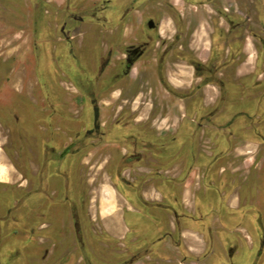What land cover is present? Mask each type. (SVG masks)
<instances>
[{
  "label": "rangeland",
  "instance_id": "1",
  "mask_svg": "<svg viewBox=\"0 0 264 264\" xmlns=\"http://www.w3.org/2000/svg\"><path fill=\"white\" fill-rule=\"evenodd\" d=\"M261 1L260 9L264 8V0ZM253 3L254 0H0V101L5 104L12 97V88L19 85L15 98L21 105L19 110L17 107L20 121L16 125L20 132L12 119L4 117V125L0 128V155L6 162L11 160L25 177H32L37 173L38 161L42 157L39 149L33 148L30 137L38 139L54 133V148L48 153L46 149L43 157V162L50 163L51 168L40 170V174L46 172L50 175L51 181L46 182L48 186L45 189L56 195L63 189L60 177L69 179L68 196L78 202V206L79 203L82 205L77 216L84 231L83 242L90 253V261L94 258L97 264H118L120 259L122 261L128 257L125 256L122 224V210L125 207L122 193L125 186L117 189L110 180L113 164L108 134L114 123L124 124L123 118L116 120L117 116L135 113L145 119L147 115L158 118L162 115L163 119L154 121L153 127L157 125L163 132L175 130L178 124L175 116L182 114L185 107V102L177 98H182L188 90L184 85L175 87L163 83L164 77H167L179 85L174 80L178 75L173 73L177 67L171 65L174 61L172 36L178 32V28L182 34V41L179 42L182 49H186L191 41L202 59L211 44L212 67L214 71L219 70L224 66L226 46L236 40L231 33L224 35L227 27L224 10L228 15H237L242 19L241 27H238L243 30L240 37H247L258 47L251 34L263 33L264 27L258 23L263 15L257 13ZM178 11L182 20L177 27ZM91 13L92 21L99 23L98 26L84 23L78 24L73 32L66 30V34H62L59 31L69 15L88 21ZM110 19H117L115 24L119 22L121 26L114 25L113 30L100 26ZM148 19L157 24L158 29L147 33L161 35L163 42L158 47L169 51L164 58V72L156 73L154 70L153 53L152 59L148 62L139 60L127 75L126 69L123 71V64L118 63L124 59L125 47L129 44L134 47L142 41L146 33L143 24ZM102 33L108 35L102 42V49L106 50V46H109L112 50L108 56L104 54L107 52H93L101 48L103 38L99 39V46L97 43L94 49L91 48L90 41ZM113 34H124L125 41H115L111 38ZM83 35L85 40L81 46ZM68 36L77 38L69 41ZM168 43L171 44L167 47ZM241 60L240 57L237 63ZM105 64L107 66L102 71ZM230 71L228 69L229 77ZM111 77L114 78V86L107 87L105 79ZM261 78L264 79V75ZM259 90L264 93V84L260 85ZM249 92L244 89L243 98L250 97ZM202 95L213 102L217 90L209 87L203 90ZM259 95L264 98V94ZM94 104L99 112L100 130L98 132L95 128L93 133ZM210 109L213 114L226 117L241 112L252 113L249 106L240 104L222 108L214 105ZM258 112L264 120V105ZM220 123L223 122H219L218 128L224 126L225 122ZM189 124L192 125V122ZM255 124L264 132V121L257 120ZM82 134L78 152L68 153L67 158L65 156L58 160L64 147ZM247 156L250 157L247 163H250L253 155L248 153ZM260 157L264 161V150H261ZM65 159L67 161L64 162ZM1 165L6 173L4 160H1ZM28 166L32 169H28ZM260 175L259 194L261 211L264 213V169ZM31 183L33 185H26L23 190H18L13 184H2L0 187V227H3L0 264H90V261H80L82 245L74 239L69 205L53 206L51 209L52 216L61 220L59 225L63 227L62 232L58 230V233H52V228H43L42 231L47 232L44 234L35 232L30 215L32 206L24 195L29 188L32 191L36 189L37 212L46 202L42 196V186L39 188L34 181ZM113 213L117 214L121 227V233L116 237L105 230L103 223ZM45 218L37 213L36 225ZM254 237L257 238V235ZM245 240L249 241L248 238ZM75 260L80 262L75 263Z\"/></svg>",
  "mask_w": 264,
  "mask_h": 264
},
{
  "label": "flooded vegetation",
  "instance_id": "2",
  "mask_svg": "<svg viewBox=\"0 0 264 264\" xmlns=\"http://www.w3.org/2000/svg\"><path fill=\"white\" fill-rule=\"evenodd\" d=\"M261 3V0H254L253 5L256 6L257 13L259 15H263V18L259 19L260 21H258V23L264 27V8L262 7L260 9L259 7L261 6ZM224 12L225 13H223V16L225 17V24L227 26L224 30V35L226 36L227 34L231 33L236 36V40L235 42H233V44L226 46L225 55L223 57L224 66L219 70L214 71L215 69L212 67L213 64L211 60L213 59V57L211 44L209 45V50L206 53V58L201 59L199 52H197L195 46H192L191 41L187 43L186 49H182V46L179 45V42L182 41V34L179 32L178 28V32L172 36L171 42L174 47V49L172 50L174 61L171 63V65L173 67H177L175 71L173 70V73L177 74L180 78L179 86L184 85V88H187L186 90H188V92H186V94L183 95L182 98H177L185 102L183 104L185 107L182 114H178L177 116H175L178 122L175 130L163 132L159 130V127L157 125L153 127L154 121L158 122L163 119L162 115L159 116V118L158 116L154 117L152 115H147L145 119H141L138 114L125 113L123 114V116L122 114H119L116 119L118 120L120 118H123L124 124L119 125L114 123L112 126L113 128L108 134L109 143L112 144L109 152L111 153V164H113V171L110 175V180L111 183L116 186V188L125 186L122 193L125 202V207L122 210V224L124 228L123 239L126 248L125 256L128 257H126L122 261H120L121 259L119 258L120 260L118 261V264H134L139 261L144 264H150V262L148 261L154 259L157 255L156 247L159 241H161L163 238H170V241H174V236L170 235L168 226L173 224L174 232L176 231V229L178 228L177 221L179 222L177 213L183 209L177 201L179 193V189L177 187L180 183V178L179 172L175 166L181 161V156L185 158L184 163H186V165H188L192 160L191 157H188L187 153L186 155H183L178 151L180 145L179 131H182L185 128H188L190 131L202 130L206 125L207 120H209L211 116L215 115L212 113V109H210L214 105L220 106L221 108L223 106L232 107L237 104H240L242 106H249L251 101H254V96L258 98L259 94H262V96L264 94L259 90L262 83H243L236 81L234 79V76H232L233 74L231 73L230 77L227 76L229 69L228 65H230L229 67H232L237 64L240 57L242 58V55L240 53V45L245 36H242L241 38L240 33L243 30L242 28L238 29V27H241L242 19L237 15H228L225 10ZM177 14L178 15L176 23L178 27V25L181 23L182 15L179 13V11L177 12ZM92 15L93 13H91L90 18L87 19L88 21H85V19L80 16L77 18L73 15H69L62 22L59 31L62 34L65 33L66 30L68 32H73L77 29L78 24L82 25L84 23L98 26L99 23H94L92 21ZM116 21L117 19L106 20L105 22L103 21L100 26H102L103 28H106L108 26L111 28V30H113L114 25L115 27L121 26V23L119 22L115 24ZM123 22L125 25L126 18L123 20ZM143 25L144 31H146V33L143 35L142 41L134 47L131 44L125 47L123 57L124 59L122 62L118 63L123 64V71H125L126 69L127 75L132 72L135 64L139 60L144 59L146 62H148V60L152 59L151 57L153 53L155 58L154 70L156 71V73H158L159 71L164 72V66L166 64L164 58L169 53V51H166V49H163L162 47L161 49L158 47L163 42L161 35H150L147 33L154 30L157 31V24H154L151 19H148L147 21H144ZM262 34L263 36H261ZM106 37H108V35L102 33L99 35H95L94 39L90 41L91 48H93V46H95L97 43L98 46L101 44V48L99 50L93 48L94 53H100L101 51H103L107 52L104 54L108 56V54L112 52V50L109 49V46H106V50L102 49V42H104ZM251 37L254 38L258 43V60L263 61L264 63V29L263 33H261L260 35L251 34ZM76 38L77 36H68L69 41H74L76 40ZM100 38L103 39L99 44ZM111 38H114L115 41H125L124 34H113ZM84 40L85 38L83 35L81 39V46L83 45ZM170 44L171 43H168L167 47L170 46ZM154 46L156 49L153 48ZM107 64L102 67V71L105 70ZM181 73L185 75H181ZM113 79L114 78L112 77L105 79L104 83L107 87L114 86V81H112ZM164 80L165 81H163V83L166 82V84H168V78L164 77ZM209 87H213L217 90V97L213 102L211 101V99L207 101V98L202 95L203 90ZM244 89L250 91L248 94L250 97L243 98ZM12 90V97L9 98L5 104L0 101V128L3 127V122L5 119L4 117L6 116L14 121L16 129V125L19 124L20 121V117L17 114V107L19 110V107L21 105L15 98V94L18 93L19 90V85L14 86ZM189 110H191V112H188ZM250 110L253 115H259L258 111H260V106L252 108L250 107ZM228 112L229 109L227 108V114H229ZM3 114H5V116ZM241 114H245L248 116L251 113L241 112L239 114H233L231 116L236 117ZM224 116L226 117V115ZM45 117L47 120H50V117ZM98 119L99 112L96 105L94 104L93 128L91 129L92 132L95 130V128L98 132L100 130ZM189 122H192V125L189 124ZM49 126L51 127L50 122ZM17 130H19L18 132H20L21 129ZM53 135L54 133H50L45 137L41 136L38 139L29 136L32 141L31 143L33 144V148H37V150L39 149L42 157L41 160L38 161L39 165L37 166V173L33 174L32 177H25L24 174L19 170V168L13 162H11V160H8L13 166L12 170V168L8 165L1 154L0 165L1 160H4L5 165L9 168L6 169V173H4V179L0 180V187H2V184H13L16 185V188H18V190H23L26 185H33L31 183L33 181L34 185H36L37 187L40 188L42 186V196L46 203L42 206V209H38L39 212H37L36 208V189H33L32 191L31 188H29L26 191V195H24V197H27L28 202L32 206L30 212L32 224L34 228H36L35 232H38L39 234L47 233L46 231H42L43 228H52L50 230L52 233L54 231L57 232L58 230L59 232H62L63 227L59 225L61 223V220H58L57 217L52 216L51 209L53 206L63 207L69 205L74 239L77 244L79 243L80 245H82V250L79 254L80 261L89 262L90 253L84 246V231L79 224V219L77 216L78 211H80L79 206L82 208V205L81 203H79L80 205L78 206V202L74 200L72 201L69 198L67 189L69 179L66 177H60V183L63 189H61L56 195L50 190L47 191L45 189V187L48 186V183L46 182L50 180V175H47L46 172L40 174V170L51 168L50 163L46 164V162H43V157L46 154V149L48 153V151H51V149L54 148L52 145L53 143H55ZM82 138L83 134L79 136V139L78 137L74 141L72 139L70 143L64 147L61 153H59L57 159L62 160L63 158H65V156L67 158L68 153L78 152L80 147L79 144H81ZM206 141L207 140L205 139H200L201 149L199 152V156L201 157L212 156L211 144L209 141ZM31 152V150L28 151L29 154H31ZM65 161L67 160L65 159L64 162ZM28 169L32 168L28 166ZM227 169V167L220 169V173H223V178H225L226 180ZM64 170L65 174H67V167H65ZM145 192H150L154 196V200H145V198L143 197V194ZM22 196L23 195H21V197ZM17 201H19V199H17ZM189 206L186 203V207ZM192 206L193 205H191V207ZM259 206L261 207V204ZM260 207L258 208L256 207V205L251 206L253 210L251 212V215H253L254 213V215L256 216L253 222V228L254 230H256V233L243 236L244 239L248 238L250 243L249 241H246L235 234L225 236L227 240L233 241V244L231 246H228L227 248V257L229 264L247 263V261L249 260V253L247 252V248L244 246L245 243H248L254 247L253 257L256 255V252H260L262 247L264 246V218L263 212L261 211ZM37 213H40L41 215H44L46 217L45 221L41 222V224L38 225H36L35 223V217ZM49 218H51V220ZM108 222L109 218L107 216L105 218V221L103 222L105 224L104 228L108 233L112 234V231L108 226ZM245 228L248 230L251 229L250 227ZM2 230L3 227H0V238L1 234L3 233ZM112 235L116 237L114 234ZM254 235H257V238H255ZM47 239L51 240L49 238ZM236 248H239L240 252L239 255L235 257L234 250ZM84 258H87V260ZM95 260L96 259L93 258V260H91L89 263L97 264ZM80 261L75 260V263H79Z\"/></svg>",
  "mask_w": 264,
  "mask_h": 264
},
{
  "label": "crops",
  "instance_id": "3",
  "mask_svg": "<svg viewBox=\"0 0 264 264\" xmlns=\"http://www.w3.org/2000/svg\"><path fill=\"white\" fill-rule=\"evenodd\" d=\"M257 49L247 37L242 40V60L232 67L228 65L236 81L264 82L261 78L264 75V63L258 60ZM174 80L179 83V76ZM168 83L179 86L169 79ZM263 105L264 98L259 95L258 98L254 96L249 107L261 108ZM216 115L207 120L202 130L190 131L185 128L179 131L178 151L192 158V162L186 165L185 158L181 156V161L175 166L180 178L177 201L183 209L177 213L179 222L176 231L173 224L168 226L174 241H170V238L159 241L157 255L148 261L150 264H229L227 248L233 241L227 240L225 236L235 234L244 239V235L256 233L253 228L256 216L254 213L251 215V206L259 208L262 204L259 185L260 174L264 169V161L260 157L261 150H264V132L255 122L264 121L263 117L252 113L236 117ZM219 122H225L224 126L218 128ZM201 138L210 142L211 157L199 156ZM248 153L253 155L250 163H247L250 158ZM7 163L13 170L11 163ZM224 167L228 168L227 180L220 173ZM143 197L147 201L154 200L150 192H145ZM186 203L190 206L186 207ZM108 218L112 234L119 236L121 227L117 214H110ZM244 246L249 253L246 264H264V246L254 257V247L248 243ZM239 252L240 249L236 248L234 256L239 255ZM134 264L144 263L139 261Z\"/></svg>",
  "mask_w": 264,
  "mask_h": 264
},
{
  "label": "bare ground",
  "instance_id": "4",
  "mask_svg": "<svg viewBox=\"0 0 264 264\" xmlns=\"http://www.w3.org/2000/svg\"><path fill=\"white\" fill-rule=\"evenodd\" d=\"M3 165H0V180L4 179ZM10 181V179H9Z\"/></svg>",
  "mask_w": 264,
  "mask_h": 264
}]
</instances>
